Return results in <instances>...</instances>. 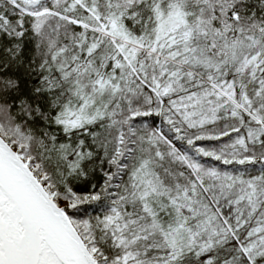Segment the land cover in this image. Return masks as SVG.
<instances>
[{
	"label": "snow or ice",
	"instance_id": "obj_1",
	"mask_svg": "<svg viewBox=\"0 0 264 264\" xmlns=\"http://www.w3.org/2000/svg\"><path fill=\"white\" fill-rule=\"evenodd\" d=\"M0 264H264V0H0Z\"/></svg>",
	"mask_w": 264,
	"mask_h": 264
}]
</instances>
